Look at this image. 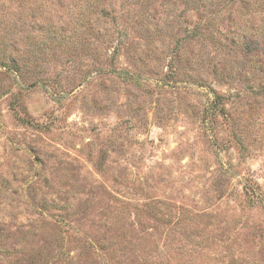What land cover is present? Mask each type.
Here are the masks:
<instances>
[{"label":"rangeland","instance_id":"rangeland-1","mask_svg":"<svg viewBox=\"0 0 264 264\" xmlns=\"http://www.w3.org/2000/svg\"><path fill=\"white\" fill-rule=\"evenodd\" d=\"M226 3L0 0V264H264V71L192 31Z\"/></svg>","mask_w":264,"mask_h":264},{"label":"trees","instance_id":"trees-1","mask_svg":"<svg viewBox=\"0 0 264 264\" xmlns=\"http://www.w3.org/2000/svg\"><path fill=\"white\" fill-rule=\"evenodd\" d=\"M258 1L259 3L257 0H227L226 9L229 10V13L227 17H222L218 28L203 34L196 25L192 30L193 36L204 37L203 42L205 43L215 39V36H218L220 40L229 41L222 46L224 53L231 55L239 52L247 61H253V65H259L260 70L264 71V30H262V26H256L248 19L250 15L256 16L259 13L260 4L264 5L263 0ZM245 22L248 23L247 27L243 25ZM66 34L67 30L61 28V43L64 42ZM70 37L68 36V38ZM233 70L234 68L222 65L219 68L215 67L212 74L220 81L230 83L234 80L233 72L235 71Z\"/></svg>","mask_w":264,"mask_h":264}]
</instances>
